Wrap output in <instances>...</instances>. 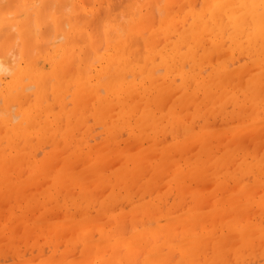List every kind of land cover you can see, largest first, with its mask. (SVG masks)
<instances>
[{
	"label": "bare ground",
	"instance_id": "bare-ground-1",
	"mask_svg": "<svg viewBox=\"0 0 264 264\" xmlns=\"http://www.w3.org/2000/svg\"><path fill=\"white\" fill-rule=\"evenodd\" d=\"M95 1L104 4L102 16L83 11L92 8ZM118 1L0 0V185L7 196L13 198L20 186L33 183L40 171L50 167L49 179L61 182L66 189L65 182L77 180L78 185L80 170L87 168L104 178L97 186L112 184L111 194L116 193V187L130 190L138 175L145 177V189L163 174L168 187L174 184L180 192L183 187L179 178L184 166L173 161L177 154H168L181 153L195 143V157L183 159L196 179L210 177L206 173L211 169L215 190L227 187L230 179L242 193L245 186L254 187L259 183L256 178L264 177V149L258 150L255 145L244 150L240 142L216 154L212 142H221V129H204L211 133L210 137H198L200 132L194 134L183 119L187 116L192 120L199 115L206 119L207 113L224 114L225 107L230 106V116L245 120L253 133L252 140L258 138L255 133L264 127V121L259 122L264 117V0H167L160 10V19L152 13L149 3ZM120 5L122 16L116 12ZM99 20L107 27L101 29L96 24ZM143 23L147 28L139 33ZM114 30L118 32L112 35ZM158 66L164 69L161 74ZM68 95L72 107L66 105ZM169 99L173 101L168 102ZM12 107L17 108V114H13ZM90 117L103 125L111 141L116 142L125 131L137 140L146 135L152 143H160L158 131H163L176 135L178 147L161 146L155 150V158L145 155L139 145L132 152L118 149L120 166L111 172V179L98 167L97 161L104 156L85 151L78 137L87 131ZM43 140H61L69 145L67 155L56 156L61 160L59 166L50 161L43 165L42 158L32 157ZM108 152L98 154L106 156ZM79 154L84 158L83 164L75 169L72 161ZM24 169L29 174L21 179ZM247 177L252 180L249 184L243 181ZM189 193L194 202L189 210L193 217L186 230L191 233L199 226L202 207L198 205L199 197ZM254 202L264 206V196ZM91 203H97L96 195L87 197L85 208ZM250 205L247 201L243 204ZM243 206L237 204L230 209L240 215ZM214 210L213 215L223 213L219 206ZM261 210L264 213V208ZM236 217L233 214L225 218L229 220L226 232L217 230L219 239L207 249L203 242L210 237L209 230L194 233L183 245H176L168 227V231L143 232L142 239L134 242L132 238L112 240L113 229L104 224L97 225L100 240L93 238L94 232L81 233L82 230L74 234L71 244L77 240L79 249L88 255L107 250L109 259L116 255L117 264H137L138 255H132L134 248L152 241L154 245L146 250V264H162V256L166 255L162 246L169 242L171 251L177 248L183 253L180 264H214L219 257L227 261L224 255L233 247L229 233L239 234L241 240L233 248V256L242 254L240 245L249 247L255 239L264 238V223L258 225L250 220L247 227L240 226V221H233ZM108 220L111 224L119 221L115 216ZM12 223L6 225L10 231L17 224ZM191 243L195 246L192 249L187 246ZM9 244L16 245L12 237L8 238ZM119 251L123 253L120 258ZM46 259V264H75L71 255L55 253ZM105 264H111L110 260Z\"/></svg>",
	"mask_w": 264,
	"mask_h": 264
},
{
	"label": "rangeland",
	"instance_id": "rangeland-1",
	"mask_svg": "<svg viewBox=\"0 0 264 264\" xmlns=\"http://www.w3.org/2000/svg\"><path fill=\"white\" fill-rule=\"evenodd\" d=\"M116 1L119 2L118 0ZM166 2L167 0H138V4L141 5L149 3V5L153 7L152 13L156 15L158 19L161 18L159 17L160 10H163ZM121 7L122 5L117 8L116 12L122 16ZM90 10L94 13H100L102 16V14H104V4L95 1L92 4V8L87 7L83 11H88L89 13ZM96 24L101 29L107 27V25H104L105 23L100 20ZM144 25L145 23L141 25L139 33L147 28ZM117 32L118 31L114 30L111 31V34L113 35ZM241 60L243 61V58H241ZM96 66L99 67L98 65L94 67L96 68ZM188 68H190V66L186 67V69ZM157 69H159L158 72L160 74L164 72V69L159 66ZM177 82H179V79H177ZM217 96L218 95L215 97ZM66 97V100L69 101V103H66L67 107H72L73 101L71 100V95ZM169 101L172 102L173 100L169 99L168 102ZM54 107H56V105H54ZM226 108L227 107H225V111L229 115H225L226 113L220 114L218 112V115L215 114L217 115L215 116L207 113L206 119H202V115H199V117L192 120L184 116L183 124L187 125L194 134L200 132V136L198 137H210L211 133H205L204 129H211L213 127L221 129V142H212V150L216 154H221L222 151H226L228 145L232 147L235 144L239 145L240 142L242 143V147L245 148L244 150H251L255 145H257L256 147L258 150L264 149V129H262L264 127H261V130L255 133L258 138L253 141L251 135L253 133H251L247 122L245 120L240 121V119H236L235 116H230V111H232L231 107L229 106V108ZM12 110L13 114H17L16 107H12ZM261 121H264V117H262L259 122ZM86 127L88 128L87 131H84L83 135H78L79 139H82L80 141L84 144V150L89 151L92 155L97 154L99 156H104L99 159V162L97 161L98 167L102 173L109 175L111 179L113 178L111 172L119 169L120 166V162L117 159V156H120L118 153L120 150L118 149L132 152L136 151L137 149L135 148L139 145L141 149L145 150V155H152L153 158H155L154 152L157 148H161V146L167 145L169 148L178 147L176 135L170 132L158 131L160 143H152L149 141L150 138L146 135H141L140 137L142 139L137 140L138 138H135L134 135L128 136L125 131H122L118 140L115 142L108 139L105 128L97 120L91 117L88 118ZM226 130L228 133L225 132ZM43 141L38 151L36 148L34 149L36 151L31 153V155L33 154L32 157L37 156L36 159L42 158L43 162L41 161V164L43 165H47V162L50 161L53 162L55 166H59L61 160H58L56 156L67 155L69 152V145L61 140H57L55 143L48 140ZM256 141L259 142L255 143ZM134 142H137L135 143L136 145ZM226 142H228V144H225ZM197 148L198 145L195 143L191 145L189 149L181 153L170 151L168 154V156L177 154V156L173 158V161H178L179 164L184 166L179 178L182 180L181 185L184 190L182 189L180 192V189H178L180 187L177 188L174 184L168 187V182L166 181L167 176L163 174L153 186L145 189H143V187L147 181L145 177L138 175L133 179L134 184L130 187V190L128 189L127 191L123 188L116 187L114 189L116 193L111 194L112 184L109 183V185L104 187L97 186L104 178L87 168L80 170V182L78 185L75 183L77 180H72V183L69 184L68 180L70 178H66L68 182H65V184L68 186V189L65 188L64 184H60L61 182H52V180L49 179L52 167L40 171L33 183L28 181L26 184L20 186L18 188L20 190L18 192L16 191V195L13 196V198L7 196L6 189L1 184L0 264H46L48 261L46 258H48L50 254L55 253L57 256L71 255V257L75 259V264H105L109 262V260L111 264H117L115 262L117 261L116 255H112L111 259H109L107 250L93 252L88 255L84 254L79 249L80 243L77 242V240L71 244L75 239L73 238L74 234H78L82 230L81 233H83L84 230L85 232H94L95 235L93 238L96 239V241L97 239L100 240L102 237L98 229L100 226H97L99 224H104L105 228L112 227L113 232H111L110 237L112 240L132 238L134 242L140 241L143 232H147L151 229H165L167 231L169 229L170 234L173 235L172 241H174L176 245H183L194 233L201 234L209 230L211 235L203 242L207 249V246L214 247V244L219 239V236L216 234L217 230L222 229V233L226 232L228 228L227 222H229V220L225 218L233 214L238 216L233 221L235 222L236 219L240 221V226L247 227L246 222L250 220L258 225L264 223V213H261V209L264 208V206L254 202V199L264 196V187H262L264 185H261V182L264 181V177L256 178L259 183L255 184L251 189L250 186H245L246 191H243V193L240 192V189L235 188L236 183L231 179L227 181V187L225 186L223 189L215 190L213 180L210 179V177L213 176L212 171L210 172L211 169H208V171L206 170V175L210 177L200 180L196 179L193 172H189V168L187 169V165L184 163L183 158L192 160L195 157ZM106 150L109 151L106 156L105 154H98ZM35 152L36 155H34ZM83 159L84 158H82L80 154L73 159L72 165H74L75 169L82 167ZM85 164H89V161H86ZM229 165L231 169L233 166L230 163ZM23 173L21 179L27 177L29 174L28 169H24ZM109 178L107 179L110 180ZM247 178H244L243 181L249 184L248 182L252 180ZM21 179H19V181ZM45 185L47 186L44 187ZM195 186L198 187L197 190ZM187 189L188 191H186ZM96 190L99 192L93 194ZM191 191L199 197L200 200L198 205L202 208L201 214L198 217L199 226L194 227L193 231L190 233L186 230L188 229L186 225L190 223L191 217H193V215L189 213V210L194 204V202L191 201L189 193ZM68 192L71 194L67 195ZM90 195H96L97 203L88 204L87 208H85V200H87V197ZM28 197L29 200H26ZM71 199L75 200L70 201ZM17 201L18 203H16ZM155 201H160V203L156 204ZM246 201L251 202V205L248 207L243 206ZM237 204L243 206L241 208L242 211H239L240 215L231 210L235 209ZM102 206L103 208H101ZM217 206H219L220 211L223 212L221 215H213L216 212L214 209ZM10 212L12 214H10ZM259 215L262 216L259 217ZM113 216L117 217L119 221L111 224L108 218L110 219ZM83 219H87V221ZM12 221L17 223L12 230L13 232L8 230L10 228L6 226L14 224ZM180 225L183 227H180ZM6 236L7 238H5ZM10 237H12L16 245L9 244L8 246V238ZM228 238L233 244V247L228 249L224 255L227 261L219 257L216 258L214 264H264V238L255 239L252 244L250 243L248 245L249 247L239 244L240 252L242 253L239 256H233V248H236L237 243L241 242L239 234L233 232L229 233ZM233 241H235V243ZM153 245L154 243L152 241L143 242L141 246L134 248L132 255L134 257L137 255L139 256L135 257V259H138L137 264H146V250ZM187 246L191 249L195 247L193 243ZM162 249V251L166 253V255L163 254L162 256V264H180V260L183 258V253H181L180 250L174 248V250L171 251L169 249V242L164 244ZM121 256H123V253L119 251L118 257L120 258Z\"/></svg>",
	"mask_w": 264,
	"mask_h": 264
}]
</instances>
